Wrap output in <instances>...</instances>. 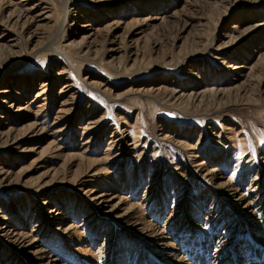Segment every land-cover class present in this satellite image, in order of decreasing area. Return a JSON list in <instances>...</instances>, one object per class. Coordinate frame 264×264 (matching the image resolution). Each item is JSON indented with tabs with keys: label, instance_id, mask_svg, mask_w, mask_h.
<instances>
[{
	"label": "rangeland",
	"instance_id": "rangeland-1",
	"mask_svg": "<svg viewBox=\"0 0 264 264\" xmlns=\"http://www.w3.org/2000/svg\"><path fill=\"white\" fill-rule=\"evenodd\" d=\"M65 1L0 0V264H263L264 0Z\"/></svg>",
	"mask_w": 264,
	"mask_h": 264
},
{
	"label": "bare ground",
	"instance_id": "bare-ground-1",
	"mask_svg": "<svg viewBox=\"0 0 264 264\" xmlns=\"http://www.w3.org/2000/svg\"><path fill=\"white\" fill-rule=\"evenodd\" d=\"M68 4H69V1L68 0H66L63 4H62V6H63V8L64 9H66V8H68ZM19 17V16H18ZM65 20H63V22H64ZM54 53H57L55 50H52ZM236 246V245H235ZM253 247V246H252ZM171 248V247H170ZM241 250V249H240ZM262 250V249H261ZM247 251H248V249H247ZM250 251V250H249ZM173 249H172V251H170V253H172L173 254ZM175 253V252H174ZM218 253V252H217ZM252 253H254V255L256 254V249H255V251H252ZM244 254V253H243ZM247 254H248V252H247ZM174 255V254H173ZM221 255V254H220ZM239 255V254H238ZM218 256V255H217ZM232 256V255H231ZM263 257V256H262ZM176 258V257H175ZM237 258H239V257H237ZM215 259V258H214ZM233 259V258H232ZM234 260V259H233ZM240 260V259H239ZM256 260L257 261H259V262H261L260 261V258H256ZM178 262H181V264H184V262L182 261V260H179ZM212 262V261H211ZM220 262H221V260H220ZM239 262V261H238ZM240 262H243V260H240ZM234 263V262H233ZM197 264H199V263H197ZM221 264H223V263H221ZM225 264V263H224ZM228 264V263H227ZM238 264V263H237ZM264 264V263H263Z\"/></svg>",
	"mask_w": 264,
	"mask_h": 264
}]
</instances>
